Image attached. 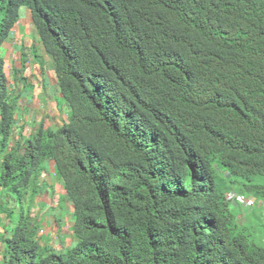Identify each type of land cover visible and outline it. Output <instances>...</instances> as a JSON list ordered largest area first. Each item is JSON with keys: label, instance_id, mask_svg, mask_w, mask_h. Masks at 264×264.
<instances>
[{"label": "trees", "instance_id": "16d2710c", "mask_svg": "<svg viewBox=\"0 0 264 264\" xmlns=\"http://www.w3.org/2000/svg\"><path fill=\"white\" fill-rule=\"evenodd\" d=\"M21 7L69 114L16 137L0 56V187L28 197L2 264H264L255 212L226 198L264 210V0H0V45ZM46 160L65 253H41L30 215Z\"/></svg>", "mask_w": 264, "mask_h": 264}, {"label": "crops", "instance_id": "0c3cea01", "mask_svg": "<svg viewBox=\"0 0 264 264\" xmlns=\"http://www.w3.org/2000/svg\"><path fill=\"white\" fill-rule=\"evenodd\" d=\"M4 52H6L5 57L8 56L9 69L15 68L16 74L24 75L25 80L18 81L15 77L13 80L16 84L14 87L17 88L20 92L25 90L24 83L27 84L26 93L24 98L26 101L30 100V104L34 105V108L31 109L28 105H19V113H17V120L15 124V131L19 134L22 130L26 131L30 130L29 123L32 122L33 118L39 117V119L43 120L44 117H52L54 115L57 120H62L63 118V109H58L61 111V115L57 110L55 104L52 103V97L48 95V88L52 81H56L54 71L51 65L48 63L50 59L45 55L41 44L38 41V36L32 26L30 19V11L28 9H21L20 18L11 33L9 34V38L3 43ZM35 51L36 56L33 54ZM24 59V63L22 62ZM42 59L47 63V65L40 64L39 60ZM23 65V67H21ZM12 71V70H11ZM47 86V88H46ZM53 95V93H52ZM47 100V106L45 105ZM45 105V106H44ZM46 120V119H44ZM45 173L41 178L43 184L45 185V189H41V193L37 195L34 199L31 214L37 217L45 230V224L49 225L50 232H52V237L55 235L57 237H61L64 231V228L68 230L67 241L75 242L76 239L73 236V232L71 231L72 223L70 221L68 223L65 222L64 227L62 225L59 226V223H55L56 220L53 216H47V209H50L54 206L56 202V192L59 191L61 193V185L56 180L55 175L53 179L54 165L50 160L44 161ZM51 189L52 197L50 198L47 194V189ZM54 188V192L53 189ZM63 197H61L62 199ZM47 199H51L53 204L49 205L46 201ZM58 203V202H56ZM62 203V202H61ZM67 205V203H66ZM65 208V206H61ZM69 210V207L67 205ZM66 210L63 212V216H70L69 211ZM71 219V216H70ZM55 221V222H54ZM67 221V220H66ZM59 226L58 228H56ZM60 246L59 248H61Z\"/></svg>", "mask_w": 264, "mask_h": 264}, {"label": "rangeland", "instance_id": "374dc122", "mask_svg": "<svg viewBox=\"0 0 264 264\" xmlns=\"http://www.w3.org/2000/svg\"><path fill=\"white\" fill-rule=\"evenodd\" d=\"M2 45L3 44L0 45V48ZM4 59H5V62H8V56ZM39 62L42 65H45V64L47 65V63L45 61H43L42 59H40ZM48 63L51 65V67L53 66L51 60ZM4 73L6 76L7 85L9 83L8 81L14 79L17 75L15 72V68H13L12 73H10V70H9V67L7 66V64H6V67L4 69ZM17 80L20 82L23 81V75L18 76ZM23 85L25 86V90H22L21 93H22V96L25 97L24 93H26L27 84L24 83ZM46 88H47V86H46ZM47 90H48L47 94L50 96H53L52 97L53 104H56V106H53V107H56L57 110L63 109L64 110L63 118L66 119V116L68 115L67 113L69 112V109H68V106L66 105V103L64 102V100L62 99L60 93L58 92L57 86H55V80L52 81V83L50 84V87ZM9 92H10V90H9ZM52 93H53V95H52ZM13 97H16L17 98L16 100L18 101V97L16 96V93H13ZM28 101H30V100L28 99ZM21 103L24 105V104H27V101L22 99L20 101V104ZM31 109H33V107H31ZM58 111H59V114L61 115V111L60 110H58ZM17 113H19V115L21 116L19 110H17ZM44 119H46V118L44 117ZM39 120L40 119H36L35 121H37V122L32 120V122H30L29 125L32 126V128L36 127V125H39V123H38ZM44 121H45V126L49 125L50 127L54 128V129H56L58 126H60L59 124L62 123V122H60V120H57V118H55L54 115L50 118H47ZM28 131H29V129H27L25 131V133L27 134ZM0 159H1V154H0ZM224 177H225V175L220 173V174H218V177L216 178V180L220 184V186H219L220 188L230 187L227 179ZM53 179L55 180L54 172H53ZM231 190H234V189H231ZM234 191H237V190H234ZM47 194L49 195L50 198L52 197V193H51L50 188L47 189ZM56 194H57L56 199H57L58 203L55 202L54 206L52 208L47 209L46 215L47 216H53L56 220H58L57 222H55V221L54 222L57 224L59 223V226L62 225L64 227L65 222L68 223L70 221V223H71V219H70V216H67V214L65 217L62 214H63V212L68 210L67 205L69 206V208H71V205L68 203L66 205V200H65L63 194L59 195V191L56 192ZM58 196H60V197H58ZM61 197H63V198L61 199ZM27 201H28V197L26 199L20 200L16 193H12L10 190H6V189H3L0 187V264H2L3 253L5 250L4 239L6 237H9L12 235V231L20 219L19 218L20 213H23L24 215L27 213V211H28ZM46 201H49L48 202L49 205L53 204V202H51V199H47ZM63 205L65 206V208L61 207ZM246 209H248L249 212L242 210L240 213V217H242V219L246 222V218L248 216V213H251L252 211L255 212V214L251 215V220H252V222H254V225H256V228H257L256 229V235L264 242V210L263 209L259 210V208H257V206L251 207V208H246ZM59 226H57L56 228H58ZM52 232H50L49 225L45 224V230L38 237L39 243L41 242V244L39 245L40 246L39 250L41 251L42 254H44V249L50 250L47 253H56V254L65 253L68 248H71L72 246H74L76 244V241L75 242H73V241L68 242L67 241V236L69 233H68V230L66 228H64V231H63V234L61 237H57L55 235L52 237ZM60 246H62V247L59 248Z\"/></svg>", "mask_w": 264, "mask_h": 264}, {"label": "clouds", "instance_id": "9594fccd", "mask_svg": "<svg viewBox=\"0 0 264 264\" xmlns=\"http://www.w3.org/2000/svg\"><path fill=\"white\" fill-rule=\"evenodd\" d=\"M21 9H27V8H25V7H21L20 8V10H19V18H20V11H21ZM29 10V9H28ZM30 11V10H29ZM19 18H18V20H19ZM30 19H31V11H30ZM18 20H17V22H18ZM16 22V23H17ZM16 23L14 24V26L16 25ZM31 23H32V19H31ZM14 26H13V28H14ZM32 26H33V28H34V30H35V32H36V29H35V27H34V25H33V23H32ZM12 28V29H13ZM12 29L10 30V32H9V34L11 33V31H12ZM9 34H8V36L3 40V42L1 43V44H3L8 38H9ZM36 34H37V32H36ZM38 36V35H37ZM38 41H39V43L41 44V47H42V49H43V51H44V53H45V55L51 60V58L46 54V52H45V50H44V47H43V45H42V43L40 42V40H39V36H38ZM4 45H2L1 46V48H0V56L1 57H3V59L4 58H6L5 57V52H4ZM35 56H36V53H35V51H34V53H33ZM52 61V60H51ZM4 62H5V59H4ZM22 62L24 63V59H22ZM6 64H7V66L9 67V63L8 62H5V67H6ZM52 64H53V62H52ZM22 67H23V65H22ZM52 69H53V71H54V68H53V66H52ZM10 70V73H12V69H9ZM54 74H55V71H54ZM18 76H20V74L19 73H17V75H16V78L18 77ZM55 79H56V75H55ZM23 80H25V77H24V75H23ZM9 83H8V85H9V87L11 88L10 89V91H12V90H16L18 93H16V96L18 97V101H17V103H16V112H15V119L17 120V110H19V105H21L20 104V101L23 99V100H25L24 98L25 97H23L22 96V93L17 89V88H15L14 87V84H16L15 83V81L12 79V80H9L8 81ZM13 82H14V84H13ZM55 86H57V89H58V92L60 93V91H59V88H58V85H57V81H55ZM56 94V93H55ZM57 95V94H56ZM61 95V94H60ZM61 97H62V95H61ZM63 99V98H62ZM26 101V100H25ZM43 102H46L45 103V105H47V100H44ZM53 103V102H52ZM23 105V104H22ZM25 105V104H24ZM26 105H28L30 108L31 107H33L34 108V105L33 104H30V102L29 101H27V104ZM44 105V106H45ZM56 105V104H55ZM64 111V110H63ZM67 114H69V112L67 113ZM67 117H68V115L66 116V119H64V118H62V120L60 121V122H62V123H60L59 125L61 126L64 122H66V120H67ZM47 118H49V117H47ZM46 118V119H47ZM36 119H39V117H36V118H33V120L35 121ZM35 122H37V121H35ZM40 122H42L43 123V125H44V127H48V128H51V129H53V130H56L57 128H59L60 126H58L56 129H54V128H52V127H50L49 125H46L45 126V121H44V119L42 120H39L38 121V123L40 124ZM15 124H16V121H15ZM15 124H14V127H13V130H14V135L16 136V137H18V136H20V137H27L32 131H34L36 128H37V126L38 125H36V127H33L32 128V126L30 127V130L28 131V133L26 134L25 133V131L24 130H22L19 134H17V132L15 131V129H16V127H15ZM50 161V160H49ZM53 162V161H52ZM43 165H44V162H43ZM53 165H54V162H53ZM54 169V175H55V178H56V180H58L57 179V177H56V174H55V168H53ZM45 173V171H43V173H42V175L39 177V182L40 183H42L43 184V181H41V178L43 177V174ZM222 174H224L225 175V177L224 178H226L227 179V172L225 171V172H223ZM58 182L60 183V185H61V182L58 180ZM44 185V184H43ZM41 189H45V185L43 186V188H40V192L38 193L37 192V194H36V196L37 195H39L40 193H41ZM53 190V192H54V188L52 189ZM60 194H63V188H62V185H61V193ZM59 194V195H60ZM233 195V197H229V195ZM35 196V197H36ZM63 196H64V194H63ZM35 197H34V199H35ZM56 197H57V195H56ZM58 197H60V196H58ZM237 197H242L244 200L241 202V200H238L237 199ZM226 198H227V200H228V202H230L231 203V206H234L235 208H241V210H243V211H248L249 212V210L248 209H246V208H251V207H254V204H255V202H254V200L251 198V197H249V196H247V195H245L244 193H242V192H240V191H234V190H228L227 191V193H226ZM236 199L238 200V201H236ZM56 202H57V200H55ZM248 201H250L251 203L250 204H247V202ZM33 202H34V200L32 201V204H31V206H30V215L32 216V217H34V215H32L31 214V210H32V205H33ZM66 203H68V204H70L68 201H66ZM27 204H28V201H27ZM71 205V204H70ZM69 207V206H68ZM72 205H71V208H69V213H70V216L72 215ZM68 213V214H69ZM71 223H72V217H71ZM39 228H38V232H37V234H36V237L38 238L40 235H41V233L44 231V228H43V226L41 225V223H40V221H39Z\"/></svg>", "mask_w": 264, "mask_h": 264}, {"label": "built area", "instance_id": "2783aa9c", "mask_svg": "<svg viewBox=\"0 0 264 264\" xmlns=\"http://www.w3.org/2000/svg\"><path fill=\"white\" fill-rule=\"evenodd\" d=\"M229 197L231 198V197H233V195L230 194ZM237 199L241 200V202L244 200L242 197H237ZM237 199H236V201H238ZM250 203H251L250 201L247 202V204H250Z\"/></svg>", "mask_w": 264, "mask_h": 264}]
</instances>
